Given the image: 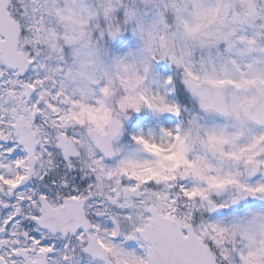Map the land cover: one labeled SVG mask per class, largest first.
<instances>
[{
	"label": "snow or ice",
	"instance_id": "obj_1",
	"mask_svg": "<svg viewBox=\"0 0 264 264\" xmlns=\"http://www.w3.org/2000/svg\"><path fill=\"white\" fill-rule=\"evenodd\" d=\"M0 264H264V0H0Z\"/></svg>",
	"mask_w": 264,
	"mask_h": 264
}]
</instances>
